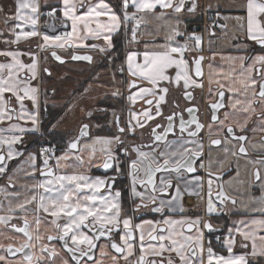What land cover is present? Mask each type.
<instances>
[{"label":"snow or ice","instance_id":"obj_1","mask_svg":"<svg viewBox=\"0 0 264 264\" xmlns=\"http://www.w3.org/2000/svg\"><path fill=\"white\" fill-rule=\"evenodd\" d=\"M197 14L211 23L190 31ZM0 17V264H264V0H13ZM79 49L112 63L127 116L99 108L111 134L82 123L29 151L48 58L93 61Z\"/></svg>","mask_w":264,"mask_h":264},{"label":"rangeland","instance_id":"obj_2","mask_svg":"<svg viewBox=\"0 0 264 264\" xmlns=\"http://www.w3.org/2000/svg\"><path fill=\"white\" fill-rule=\"evenodd\" d=\"M207 2L216 3L217 0H206V2L205 0L203 1V3H207ZM221 2H224V0H221ZM12 3H13V0H0V4H6L9 9L12 8ZM197 19L200 20L201 16L197 15ZM3 27H4L3 20H2V17H0V28H3ZM0 47H2V45H0ZM22 47H27V45H22ZM62 56L64 57V59L65 57H67L66 55H63V54ZM66 61L67 63L65 64H58V63L52 62L50 58H48L47 65H46L50 67L52 70L51 84L53 85V89H57V92L53 93L56 96L54 98L57 99V96L64 93L63 94L64 98L62 100V103L64 104L67 103L66 113H63L64 115L62 116V121L54 127L55 132H58V131L75 132L78 130L79 126L82 123H89V120H86L84 115H86L87 110L89 111L92 110L91 106H86V108L81 109L79 113L75 114L74 117L70 116V114H72L73 111L76 108H78L80 105H83L86 103L87 105H91V102L93 103L99 99L105 100L108 97L107 95H110L107 92L108 91L112 92L113 87L119 84V79H120V78H117L116 82H114L112 74H107V73H106L107 76L100 78L99 76L101 75V71L99 69V73L97 74L96 79L94 78L93 79L95 81L97 79L98 80L102 79L105 82H107V87H111L109 88L108 91L105 89L106 90L105 92V91L99 90L98 88H94L93 86L91 87L89 83L85 87L83 86L79 87L78 84L81 82L79 78L84 79V80L87 79L92 69L97 67V65H95V63H92V62L74 63L70 61V56ZM103 65L104 63L101 64L100 66H103ZM75 66H78L79 69L82 70L83 72H80L78 70L75 71L74 69H78ZM72 74L73 76H71ZM79 74L80 76H78ZM62 79L64 81L60 83ZM54 82H56V84ZM74 89H76L77 96H81L79 99L81 101L77 102V104L75 103V101H72V97H71V92L74 91ZM82 92H84V94ZM90 99L92 100L90 101ZM126 107H127V104H126ZM93 112H96V111H93ZM122 115L126 117L127 116L126 111H124ZM77 116H79L78 119H77ZM92 125H95V124H92ZM95 131L96 129L95 127H93V132L95 133ZM68 137H71V136H68ZM68 140H70V138H66V141ZM29 151H32V150H29Z\"/></svg>","mask_w":264,"mask_h":264},{"label":"crops","instance_id":"obj_3","mask_svg":"<svg viewBox=\"0 0 264 264\" xmlns=\"http://www.w3.org/2000/svg\"><path fill=\"white\" fill-rule=\"evenodd\" d=\"M54 2V0H53ZM206 2V0H205ZM199 15V14H197ZM197 15L196 16H192V17H188L187 18V23H191V22H196L198 19H197ZM184 25H182V29H183ZM102 43L101 41H90V43ZM60 55H66L67 57H65V60H67L69 58V56L71 55V51L69 52H60L59 53ZM76 54H79V55H91L93 56V61L92 63H95V65H97V67L93 68L92 71L90 72V75L87 79H81L79 78V80L81 81L78 86H83L85 87L88 83L91 85V87L93 86L94 88H98L99 90H102V91H105L106 90L108 91L109 88L111 87H107V82H105L104 80H94L96 79V76L97 74L99 73V69L101 71V75L99 76L100 78L104 77V76H107V74H112L113 76V73L114 71H109V69L105 66L106 64V60L104 58V56L102 54H100L99 52H96V51H88L87 49H79L77 50ZM103 66H100L101 64H103ZM76 68L78 69H74L75 71L78 70L80 72H83L82 70L79 69L78 66H75ZM73 76V74L71 75ZM80 76V74L78 75ZM94 78V79H93ZM117 78H120L119 76H117ZM64 79V78H63ZM61 80L60 83H62V81L64 80ZM94 81V82H93ZM56 84V82H54ZM119 85V84H118ZM116 85V86H118ZM114 86V87H116ZM107 87V88H106ZM44 88L48 89L47 93L46 94H42L41 96V106H47L49 107L50 109L52 110H59V109H62L61 113H60V117L59 119L57 120L56 122V125H58L61 121H62V116L64 115L63 113H66V104L62 103V100H63V94L62 93L61 95L57 96V99H55L54 97H56L53 93L57 92V89H53V85L51 84V77H45V80H44ZM106 89V90H105ZM76 89H74V91L71 92V94L73 92H75ZM114 90V89H112ZM49 91H52V93L50 94ZM108 94L111 95L112 92L108 91L107 92ZM84 94V92H83ZM81 96H75V97H72V101H75V103L77 104V102H80L81 100L80 99ZM92 99H90L91 101ZM103 102V100H97L95 102H91V105H87L86 104H83V105H80L78 108H76L72 114H70V116L74 117L76 113H79V111L83 108H86V106H91V108L93 109L94 107H97V106H103V105H100L101 103ZM124 105V104H123ZM62 106V107H61ZM89 111V110H87ZM86 111V112H87ZM86 116V115H85ZM79 118V116H77V119ZM77 122V120H76ZM55 125V126H56ZM76 132V131H75ZM53 133H57V134H63V133H68L67 131H58V132H54ZM72 133V132H71ZM35 133H29L25 136V141H26V144L28 146V150H32L33 151V148L36 147L34 145V141H35ZM74 136H71L69 137L70 139L73 138Z\"/></svg>","mask_w":264,"mask_h":264},{"label":"flooded vegetation","instance_id":"obj_4","mask_svg":"<svg viewBox=\"0 0 264 264\" xmlns=\"http://www.w3.org/2000/svg\"><path fill=\"white\" fill-rule=\"evenodd\" d=\"M188 29L190 30V27H188ZM204 28H201V29H199V31H202ZM206 55H207V53H205ZM49 58H50V56H49ZM50 60L52 61V59L50 58ZM53 62V61H52ZM55 63V62H54ZM112 72V71H111ZM59 74V73H58ZM57 74V75H58ZM117 87H121L120 85H118V86H116V87H113V89L114 90H112V92L113 91H115L116 90V88ZM121 91H125V89L123 88V87H121ZM83 93V92H82ZM81 93V94H82ZM80 95V94H79ZM108 97L105 99V100H103V102L100 104V105H103V106H100V107H94L91 111L93 112V111H96V112H93V118H95L94 116H98V117H101V116H106V115H109V117H110V120L112 119V117H111V115L108 113V114H105V113H102V112H99V111H97V109H99V108H109V109H111V108H115L118 112H122V114H123V112L124 111H122V110H124L125 109V107H126V104H127V101L126 100H124V99H122V98H116V97H113L112 95H107ZM197 100L200 102V105H201V109H202V111H203V109H204V104H203V101L200 99V96L198 95L197 96ZM124 104V105H123ZM181 106L183 107L184 105H183V103L181 104ZM165 111H166V113L168 112V111H170V109H165ZM84 117L86 118V120H89L88 118H87V116H85L84 115ZM125 117V116H124ZM59 118V117H58ZM58 118H57V120H58ZM93 118L91 119V120H89V123H94L93 122ZM57 120H55V121H52L51 123H50V125H49V128H48V131L50 130V129H53L50 133H53L54 132V127H53V125H56V122H57ZM109 120V121H110ZM110 129V128H109ZM111 130H112V132H114L115 131V129H114V127L113 128H111ZM96 132V131H95ZM63 134H67V136H75L76 134H77V131L76 132H68V133H63ZM108 134H111V133H107V134H101V135H108ZM251 135V134H250ZM259 137H257V139H258ZM137 142H139V140L137 141ZM66 143H67V141H66ZM59 150H61L60 148H59ZM33 151H34V149H33ZM21 159H23V158H21ZM18 162L17 161H13L12 162V164H11V167H15L16 166V164H17ZM94 171V174H97V175H100V174H102V171L101 170H99V169H94L93 170ZM31 181H29V183H30ZM2 183H4V181L3 180H0V184H2ZM196 203V199H195V197H185V207L186 208H188V207H191L193 204H195ZM14 223H18V221H13ZM217 223L218 224H222L223 223V220H219V221H217ZM6 232H7V234H10V235H15L14 233H11L10 232V230H6ZM0 242H3V243H5V244H7L9 241L8 240H6V239H4L3 237H0ZM0 254H2V250H0Z\"/></svg>","mask_w":264,"mask_h":264},{"label":"trees","instance_id":"obj_5","mask_svg":"<svg viewBox=\"0 0 264 264\" xmlns=\"http://www.w3.org/2000/svg\"><path fill=\"white\" fill-rule=\"evenodd\" d=\"M118 48L120 50L121 57L124 52V48L122 45H119L118 43ZM120 64V60L116 61V65L118 66ZM105 66L110 70V71H115V68L113 67L112 63H110L109 60L106 61ZM46 112L48 113V119L42 122L41 124V131L45 134L47 137V140L50 141L51 143L55 144L58 148L63 149L65 146V141L67 138V134H57V133H50L48 131L49 125L52 121L57 120L58 117H60V111L61 110H52L50 108L45 109ZM42 117V116H41ZM110 117L109 115L106 116H101V117H95L93 118V124H101L104 125L103 131H101L99 134H107L111 133L112 130L109 129L108 123H109ZM36 150V148H34Z\"/></svg>","mask_w":264,"mask_h":264},{"label":"built area","instance_id":"obj_6","mask_svg":"<svg viewBox=\"0 0 264 264\" xmlns=\"http://www.w3.org/2000/svg\"><path fill=\"white\" fill-rule=\"evenodd\" d=\"M209 23H211V21L208 19L207 16L201 17V20H200L199 23L194 24V25H192V26L190 27V31H191V30L199 31V29H201V28H205V26H206L207 24H209ZM46 119H48V115L45 113L44 116H43V121L46 120ZM49 145L54 146V145H52V144H50V143H42L41 145H39V147H41V146H49ZM39 147H38V148H39ZM54 147H56V146H54Z\"/></svg>","mask_w":264,"mask_h":264},{"label":"water","instance_id":"obj_7","mask_svg":"<svg viewBox=\"0 0 264 264\" xmlns=\"http://www.w3.org/2000/svg\"><path fill=\"white\" fill-rule=\"evenodd\" d=\"M51 57V56H50ZM52 60H54V59H52ZM55 61V60H54ZM56 63H58V64H60L59 62H57V61H55ZM73 62H78V61H73ZM83 62H86V61H83Z\"/></svg>","mask_w":264,"mask_h":264}]
</instances>
